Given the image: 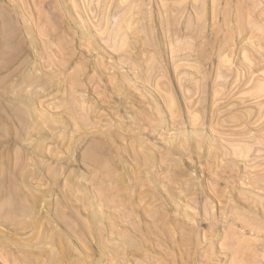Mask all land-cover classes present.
<instances>
[{"label": "rangeland", "instance_id": "obj_1", "mask_svg": "<svg viewBox=\"0 0 264 264\" xmlns=\"http://www.w3.org/2000/svg\"><path fill=\"white\" fill-rule=\"evenodd\" d=\"M0 264H264V0H0Z\"/></svg>", "mask_w": 264, "mask_h": 264}, {"label": "bare ground", "instance_id": "obj_2", "mask_svg": "<svg viewBox=\"0 0 264 264\" xmlns=\"http://www.w3.org/2000/svg\"><path fill=\"white\" fill-rule=\"evenodd\" d=\"M167 102V101H166ZM113 253V252H112Z\"/></svg>", "mask_w": 264, "mask_h": 264}]
</instances>
